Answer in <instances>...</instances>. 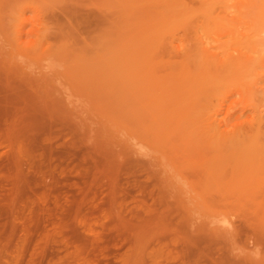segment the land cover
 I'll return each mask as SVG.
<instances>
[{"label": "rangeland", "instance_id": "1", "mask_svg": "<svg viewBox=\"0 0 264 264\" xmlns=\"http://www.w3.org/2000/svg\"><path fill=\"white\" fill-rule=\"evenodd\" d=\"M200 42L263 64L196 104ZM263 98L264 0H0V264H264L262 198L209 200L254 146L208 136Z\"/></svg>", "mask_w": 264, "mask_h": 264}, {"label": "bare ground", "instance_id": "2", "mask_svg": "<svg viewBox=\"0 0 264 264\" xmlns=\"http://www.w3.org/2000/svg\"><path fill=\"white\" fill-rule=\"evenodd\" d=\"M198 1V0H197ZM196 3H198V2H196ZM195 3V4H196ZM200 4V3H199ZM199 6V5H198ZM186 13V12H185ZM188 15H190V14H188ZM220 19V18H219ZM194 21V20H193ZM204 21V20H203ZM184 26H186V25H184ZM188 26V25H187ZM186 26V27H187ZM192 26V25H191ZM185 27V28H186ZM188 28H189V26H188ZM214 28V27H213ZM190 30H191V28H190ZM200 30V29H199ZM203 32V31H202ZM200 34V33H199ZM199 34H198V36H199ZM203 37H205V36H203ZM174 39V38H173ZM177 40V39H176ZM175 41V40H174ZM151 44V43H150ZM162 44V43H161ZM199 44H201V47L199 46V49H197L198 51H200V52H202V57H201V60L199 61V63L200 62H202V65H201V63L200 64H197V66L199 67L198 68V72H200V73H203V74H205V72H206V74H207V76H206V80H203V78H202V80H200V82H198V83H196V84H192V85H190V86H188V87H186L188 84H189V82H187V79L189 80V78H187L186 79V81L184 82V80H183V82H184V84L185 83H187V85L185 86L186 88H185V95L186 94H188L189 93V95H191L192 93H195V95L197 96L198 94H200V95H198L197 97H195V99H196V101L197 102H194L195 101V99H193L194 101V103H198V101H200V99H198V98H200V97H203L202 96V93H203V95L205 96L206 95V97H207V89L208 88H210V89H212V87H213V84H214V82H216L215 80L216 79H218V78H222V76L223 75H227L228 76V73H231V72H235V71H246V70H248V71H250V70H256V69H258L262 64H263V62L261 61V60H259V59H254V58H252V57H249L247 54H239V55H233V53H231V52H229V47H227V46H223V45H217V46H210V45H204L202 42H200ZM209 44V43H208ZM174 45V44H173ZM193 45V44H192ZM164 46H165V44H164ZM194 46H196V45H193L192 47H194ZM198 47V46H197ZM151 49V48H150ZM190 49V48H189ZM194 49V48H193ZM229 49V50H228ZM152 50V49H151ZM154 50V49H153ZM173 50H174V47H173ZM195 50H196V47H195ZM174 51H176V50H174ZM191 51V50H190ZM194 52V51H193ZM196 52V51H195ZM165 53V52H164ZM184 53V52H183ZM166 54H168V53H166ZM165 54V55H166ZM174 54H175V52H174ZM169 55V54H168ZM186 55V54H185ZM197 55V54H196ZM154 58V57H153ZM194 58V57H193ZM196 58H197V56H196ZM181 59V58H180ZM199 60V59H198ZM198 60H195V61H197L198 62ZM166 62V61H165ZM185 62V61H184ZM186 64H187V66H188V63L186 62ZM190 64V63H189ZM182 65V64H181ZM194 66V65H193ZM201 66V67H200ZM176 67V66H175ZM186 68V67H185ZM184 68V69H185ZM187 68H189V67H187ZM200 68L202 69V70H200ZM187 70V69H186ZM185 71V70H184ZM184 71H183V74H182V76L185 74L184 73ZM202 71V72H201ZM188 72V71H187ZM198 72L195 74V75H197V77H199V75H198ZM233 72V73H234ZM180 73V72H179ZM179 73H177L176 75H178ZM192 75H193V73H192ZM182 76H181V80H182ZM173 77V76H172ZM202 77H204V76H202ZM229 77V76H228ZM176 80L178 81V82H180V78H178L177 76H176ZM205 78V77H204ZM224 78V77H223ZM262 78L263 77H260L259 78V80L257 81V83L260 81V80H262ZM246 79V78H245ZM169 81V80H168ZM182 82V81H181ZM256 83V84H257ZM169 82H168V86H169ZM171 84H173V82L171 83ZM170 84V85H171ZM164 85V84H163ZM179 86V85H178ZM183 88V85L182 86H180V88ZM170 88V87H169ZM180 88H179V91H180ZM173 89V88H172ZM184 89V88H183ZM205 89V90H204ZM174 90V92H175V89H173ZM172 90V91H173ZM202 90H204V92H206V94H204V92L202 91ZM207 90V91H206ZM202 91V92H201ZM262 91V90H261ZM260 91V92H261ZM171 92V91H170ZM184 92V91H183ZM210 92H212V90L211 91H209V93ZM197 93V94H196ZM165 94V96H166V93H164ZM170 94V93H169ZM174 94V93H173ZM180 94H182V92L180 93ZM194 95V94H193ZM193 95H191L190 97H193ZM210 95V94H209ZM258 95V94H257ZM259 96V95H258ZM176 97V96H175ZM188 97V96H187ZM189 97V98H190ZM255 98V97H254ZM260 99V98H259ZM185 100V96L182 94V100H181V98H176V99H173L172 101L175 103V104H177V105H180L183 101ZM258 100V99H257ZM166 102H167V99L165 100ZM205 101V100H204ZM216 101V100H215ZM263 101H264V98H263ZM172 102V103H173ZM187 102V101H186ZM259 102V101H258ZM202 103H203V101H202ZM170 103L168 102V105H169ZM196 104H195V106H196ZM189 105V104H188ZM201 105V107H202V104H200ZM181 106H183V105H181ZM186 106V105H185ZM190 106H194V104L193 105H190ZM205 107H206V105H204ZM146 107V106H145ZM166 107H169V106H166ZM174 107V106H173ZM187 107V106H186ZM204 107V108H205ZM158 107H156V109H157ZM160 108V107H159ZM170 108H171V105H170ZM178 108V107H177ZM181 108V107H180ZM180 108H179V110H180ZM207 108V107H206ZM259 109V108H258ZM169 110V109H168ZM167 110V112L169 113V111ZM174 111H175V108L173 109ZM178 110V111H179ZM185 110V109H184ZM158 111H159V109H158ZM186 111H188V110H186ZM192 111V110H191ZM170 112H171V110H170ZM177 112V111H176ZM264 112V111H263ZM262 111H259L258 113H257V117L254 119V121H252V122H250V124L249 125H247V126H245V127H242L241 128V131H242V133L241 134H238V132H237V134L236 133H233V134H230V133H227V132H225V131H223L221 128V125H220V121H217V119H216V114H214L215 116V119L213 120V123H212V121L210 122V123H212L213 125H214V128H213V130L211 129V135L213 136L212 138H211V135L210 134H208V136H210V139H211V141L214 139L215 140V142L217 141V140H219V142H221L223 139H227L226 141L224 140V141H222V143L224 142V143H229V142H231V141H228V140H230V139H233V140H235V139H237V140H239V141H249L250 143H252V145L254 146V148L252 147V149H253V151H252V149H251V152H250V150H248V148L246 147V149L250 152V153H252V154H249V152H248V154H247V156L249 155V156H251V157H249V159H248V161H245V157L246 156H244V158H243V154H241V158H238V159H231L230 161L229 160H227V159H225V160H223L222 158H219V161H218V164L220 165V162H224V161H226L227 163H226V165H225V162H224V165H223V168L225 167V171L224 172H226V176L227 177H224L225 179H229V183L231 182L232 184H234V185H232L231 186V188L233 187L236 191H237V194H238V191L239 190H241L242 189V185L243 186H245V187H243V190H241L240 192H243V193H245L244 195H242L245 199H246V197H247V203H248V201L251 203V201L250 200H256L257 201V199L258 198H262V202H264V192H262V194L260 195V193H259V191H257L256 192V194H257V196H253V194H252V196L253 197H251L250 196V193H249V190L252 188V189H259V190H261L262 189V191H263V189H264V113H263ZM157 113H159V112H157ZM166 113V112H165ZM193 113V112H192ZM212 113V112H211ZM263 113V114H262ZM153 115V114H152ZM180 115H181V113H180ZM206 114H204L203 115V117L205 116ZM158 116V115H157ZM160 116V115H159ZM158 116V117H159ZM183 116V115H182ZM181 116V117H182ZM199 116V115H198ZM247 116V115H246ZM185 117V116H184ZM201 117V116H200ZM202 117V118H203ZM207 117H210V116H205V118H206V122H207V120H210L209 118L207 119ZM253 117V116H252ZM151 118H152V116H151ZM211 118H213L212 116H211ZM161 119V118H160ZM241 119V118H240ZM153 120V119H152ZM156 120V119H155ZM192 120V119H191ZM157 121H158V118H157ZM161 121V120H160ZM187 121H188V119H187ZM193 122H195V121H193ZM199 122V121H198ZM200 124H201V120H200ZM201 126L203 127L204 125H202L201 124ZM207 126V125H206ZM196 129H197V127H196ZM208 129V128H207ZM245 130V132L243 133V131ZM199 131V130H198ZM208 132V131H207ZM245 133H247V134H245ZM200 135H201V133H200ZM205 135V134H204ZM241 135H246L244 138H236V137H239V136H241ZM248 135V136H247ZM203 136V135H202ZM205 138V137H204ZM207 138V137H206ZM229 138V139H228ZM217 139V140H216ZM213 140V141H214ZM221 140V141H220ZM205 141H206V139H205ZM234 142H236V141H232L231 142V144H228V145H231V146H229L230 148H234V146H235V144H233V146H232V143H234ZM249 142H247V143H249ZM240 144H242V143H240ZM239 144V145H240ZM227 145V146H228ZM238 143H237V147H235V149L237 148L238 149ZM251 145V144H250ZM225 145H223L222 144V146L221 147H224ZM219 147V146H218ZM223 149V148H222ZM244 149H245V147H244ZM244 149H243V151H244ZM229 150V149H228ZM226 151V150H225ZM210 153H212L213 154V152H210ZM217 153V152H216ZM211 154V155H212ZM200 156H202V155H200ZM206 156V155H205ZM214 156V155H213ZM212 156V157H213ZM240 156V155H239ZM198 157V156H197ZM196 158V157H195ZM214 158H215V156H214ZM218 158V157H217ZM231 158V157H230ZM202 159V158H201ZM222 159V161H220ZM218 159H216V161H217ZM229 161V162H228ZM201 162V161H200ZM205 162H206V160H205ZM244 162H246V163H244ZM203 163H204V160H203ZM217 163V162H216ZM216 163H215V165H216ZM195 164V163H194ZM206 164V163H205ZM209 164V163H208ZM210 164H212V162L210 163ZM256 164V165H255ZM212 167V166H211ZM217 167V166H216ZM215 167V168H216ZM217 168H219V166L217 167ZM221 168H222V166H221ZM213 172H214V170H213ZM199 175H200V173H198ZM198 174H197V176H198ZM219 175V174H218ZM224 175V174H223ZM221 177H222V175H221ZM199 178V177H198ZM198 178H196V179H198ZM213 178H215L214 176H211V178H208L207 177V180H212ZM200 180V179H199ZM221 180H222V178H221ZM218 181V180H217ZM226 181V180H225ZM228 183V184H229ZM226 185H227V183H226ZM247 185H249V186H251V188H249V189H247V191H248V193H249V195H246V191H245V188H246V186ZM228 186V185H227ZM239 187H241V189L239 188ZM231 188H230V190H231ZM222 189H223V187H222ZM250 190V192L252 193V191L253 190ZM229 190V189H228ZM224 191H225V189H224ZM245 191V192H244ZM231 192V191H230ZM225 193H227L226 191H225ZM234 193V192H233ZM247 193V194H248ZM240 194V193H239ZM237 195V196H231L230 197V195L227 197L226 195H224V194H221L220 192H219V195H211V199H209V200H219V201H222V200H234V201H236V199H238V200H241L242 199V197H241V194L240 195ZM231 195H232V193H231ZM234 195V194H233ZM236 195V194H235ZM258 195H259V197H258ZM240 196V197H239ZM249 196H250V198H249ZM242 200H244V199H242ZM261 200V199H260ZM255 201V202H256ZM211 202V201H210ZM224 202V201H223ZM231 202V201H230ZM233 202V201H232ZM252 202H254V201H252ZM254 202V203H255ZM257 202H259V199H258V201ZM253 203V204H254ZM240 205V204H239ZM242 205H246V204H242ZM248 205V204H247ZM251 205V204H250ZM257 205H262L261 203L259 204V203H257ZM238 208V207H237ZM234 210V209H233ZM239 211H240V209H238Z\"/></svg>", "mask_w": 264, "mask_h": 264}]
</instances>
